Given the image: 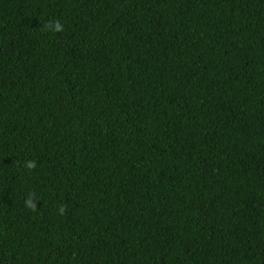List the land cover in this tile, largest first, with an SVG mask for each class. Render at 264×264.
Returning <instances> with one entry per match:
<instances>
[{
    "label": "trees",
    "instance_id": "16d2710c",
    "mask_svg": "<svg viewBox=\"0 0 264 264\" xmlns=\"http://www.w3.org/2000/svg\"><path fill=\"white\" fill-rule=\"evenodd\" d=\"M0 264H264V0H0Z\"/></svg>",
    "mask_w": 264,
    "mask_h": 264
},
{
    "label": "clouds",
    "instance_id": "9594fccd",
    "mask_svg": "<svg viewBox=\"0 0 264 264\" xmlns=\"http://www.w3.org/2000/svg\"><path fill=\"white\" fill-rule=\"evenodd\" d=\"M50 29H52L53 31H61V25L59 23L55 24L54 26L53 25H49L48 26ZM36 165L34 162H29L27 167L28 168H34ZM32 207H35V205H32Z\"/></svg>",
    "mask_w": 264,
    "mask_h": 264
}]
</instances>
